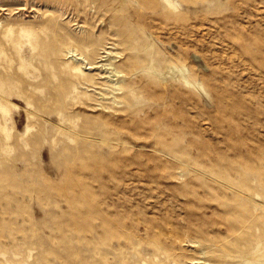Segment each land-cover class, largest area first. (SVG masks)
Returning <instances> with one entry per match:
<instances>
[{"label": "rangeland", "instance_id": "rangeland-1", "mask_svg": "<svg viewBox=\"0 0 264 264\" xmlns=\"http://www.w3.org/2000/svg\"><path fill=\"white\" fill-rule=\"evenodd\" d=\"M0 264H264V0H0Z\"/></svg>", "mask_w": 264, "mask_h": 264}]
</instances>
